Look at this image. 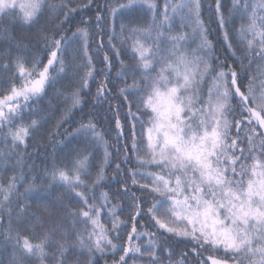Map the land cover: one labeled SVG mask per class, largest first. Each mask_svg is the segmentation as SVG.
Wrapping results in <instances>:
<instances>
[{"label": "snow or ice", "instance_id": "6c2138e0", "mask_svg": "<svg viewBox=\"0 0 264 264\" xmlns=\"http://www.w3.org/2000/svg\"><path fill=\"white\" fill-rule=\"evenodd\" d=\"M93 3L94 0H85L80 8L87 9ZM212 4L219 26L224 30L226 20L221 0H211L210 9ZM232 4L233 10L245 14L246 24H242L239 34L246 44L249 67L258 60L256 73L241 75L224 64L214 67L213 45L201 18L203 0H166L159 21L157 0H113L111 4L105 0L106 12L97 6L95 20L101 32L100 48L104 46L101 22L105 16L114 22L117 15L124 17L129 11L147 9L151 13V23L132 29V50L137 63L129 70L132 83L120 90L127 112L124 123L117 115L115 128L117 143L121 139L130 141V147L127 142L122 148L117 147L116 154L123 151L124 161H129L131 152L136 160L129 170L132 185L149 190L155 196L146 208L142 206L143 201L134 198V215L128 221L120 219L116 206L109 208L111 229L106 228L100 214L110 200L106 192L97 197L96 189L103 186L105 167L112 153L95 124L91 121L81 124L76 134L90 135L93 141L104 144L101 164L93 175L90 153L81 152L69 164L54 166L50 176L53 182L63 184L79 198L81 206L70 215L73 226L79 219L85 228L76 232V239L71 242L67 231H60L59 226L45 229L39 236L14 231L10 202L17 190V181L22 180L23 175H13L6 185L0 182V225L7 214L5 237L13 242L18 253L13 264H71L70 251L77 247L86 248L89 253L85 264H94V253L103 254L106 249L118 256L113 264H189L188 252L173 260L169 246L162 247L155 239L164 233L187 241L193 264H264V0H232ZM46 7V0H0V21L8 18L33 25ZM61 7L77 11L67 2ZM64 16L67 20L68 13ZM176 16L180 17L182 26L185 19L191 18L190 26L194 25L193 31L199 33L201 40L197 49H187V33H173L172 22ZM45 39L49 41L47 63L41 65L39 60H34L29 66L22 58L16 59L13 63L20 82L13 83L7 93L0 95V138L5 144L10 138L13 151L20 146L26 148L28 138L39 125L35 119L28 124H17V120H23L29 102L44 93L46 85L55 80L54 73L65 72L63 54L73 40L82 39L83 55L88 62L83 88L88 87V80L93 76L87 28H78L71 37L54 34ZM224 40L231 49L226 30ZM108 43L119 56L112 36ZM103 60L110 69L107 54ZM0 67L8 69L9 64L2 63ZM118 75H126L123 62ZM245 79L247 84L243 83ZM106 90L107 84L101 83L98 98L104 96ZM130 95L139 97L135 111ZM67 99L70 104L66 115L58 121L50 137L59 133L71 110L82 103L79 90ZM119 109L117 106V113ZM143 116H147V121ZM137 123L141 125L139 133ZM125 124L128 125L127 136ZM116 170H120L119 163ZM31 190V186L25 189ZM125 191H128L127 186ZM143 215L149 217L157 231L138 230L137 217ZM129 221L131 231L127 241L122 245L114 243L111 233L119 240L121 225ZM141 237H147L146 244L140 241ZM164 249H168L166 253ZM76 264L81 262L76 261Z\"/></svg>", "mask_w": 264, "mask_h": 264}, {"label": "trees", "instance_id": "16d2710c", "mask_svg": "<svg viewBox=\"0 0 264 264\" xmlns=\"http://www.w3.org/2000/svg\"><path fill=\"white\" fill-rule=\"evenodd\" d=\"M65 2L70 8H77V11L71 12L62 8L61 5ZM84 2L85 0H46L48 7L45 8L38 22L33 25H24L8 18L0 21V64H9L8 69L0 67V95L7 93L13 83L18 85L20 82L13 63L16 59L22 58L29 66L34 60H39L41 65L47 63L49 41L45 37L51 38L54 34L71 37L78 28H87L90 34L89 55L92 57L94 71L93 76L88 80V87H82L83 78L88 70V62L83 55V41L76 39L67 45V50L63 54L66 64L65 72L58 75L54 73L55 80L46 85L44 93L29 102V107L23 112V120L18 119L16 122L17 124H28L32 119L39 121L38 127L32 131L27 140L26 148L20 146L13 151L10 138L7 144L0 138V182L6 185L11 176L23 175L22 180L18 179L17 190L11 196L13 230L39 236L43 230L59 226L60 231H67L70 242L75 241L76 232H81L85 228L79 219L73 226V218L70 215L71 211L81 206V202L63 184L53 182L50 173L54 166L69 164L77 153L88 152L91 155L90 171L93 175L95 174L104 157V144L93 141L90 135L76 134L81 124H87L89 121L95 124L96 130L103 135L112 153L109 164L105 167L106 178L102 182L103 186L96 189L97 197L101 192H106L110 200L108 206L100 214V221L106 228L111 229L112 217L108 212L109 208L116 206L120 219L128 221L129 217L134 215L132 211L134 198L143 201L142 206L146 208L153 202L155 196L149 190L132 185L129 170L134 167L136 160L131 152L128 153L129 161H124L123 151L119 155L116 154L117 147L122 148L126 142L130 147V141L121 139L117 143L115 128L117 115L124 123L127 112V105L120 95V90L132 83L133 77L129 70L135 68L137 63L136 54L132 50L134 40L132 29L151 23V13L147 9L129 11L124 17L117 15L114 22L105 16L101 22L104 46L100 48L101 32L96 27L95 16L97 6L106 12L105 0H94L91 7L81 9L80 5ZM112 2L113 0H107L108 4ZM165 2L166 0H157L158 21L163 13ZM209 3L211 0H203L201 18L208 30L207 38L213 45L211 58L214 67L219 68L220 64H224L230 65L241 75L245 72L256 73L258 60H254L252 66L249 67L248 58L245 56L246 44L239 34L242 24H246L245 14L242 11L233 10L232 0H221L222 12L226 20L225 29L222 30L215 14V5L212 4L210 9ZM65 12L68 13L67 20L64 16ZM190 20L191 18L185 19L182 26L180 17L176 16L172 22L173 33H187L189 41L186 47L189 51L197 49L201 43L199 33L193 31L194 25L190 26ZM122 24L124 25L123 33L121 32ZM225 30L232 45L231 49L224 40ZM109 36H112V44L119 50V56H116L115 50L109 45ZM233 51L236 55H233ZM105 54L109 56L110 69L103 60ZM217 57H219L218 61ZM121 62H123L126 75H118L121 72ZM247 82V79L243 80L244 84ZM101 83L107 84V90L104 96L98 98L97 92ZM76 90L80 91L82 103L71 110V114L60 127L59 133L50 137L58 121L66 115V109L70 104L67 98ZM129 91L132 90L129 89ZM129 100L135 111L139 97L130 95ZM117 106H120L119 113L116 111ZM142 119L147 121V116H143ZM136 128L139 133L140 123H137ZM128 134V125L125 124V136ZM116 163L120 164L119 172L116 170ZM30 186L32 190L25 191ZM125 186H127V192ZM156 199L160 198L156 197ZM21 208L23 212L20 211ZM8 221L9 217L5 214L3 223L0 225V264H13L18 255L13 242L5 237ZM137 221L139 231H157L152 227V222L147 215L137 217ZM88 230H91L90 225H88ZM130 231V221L126 225H121L119 240L115 239V233H111L114 243L124 244ZM155 239L159 240L162 247L169 246L173 260H178L184 252H188L189 264H193V254L187 246V241L167 233L158 235ZM140 241L146 244L147 237H141ZM167 250L164 249V252L166 253ZM88 256L86 248L77 247L70 251L69 259L71 264H76V261L85 264ZM114 258L118 259V256L107 249L103 254L95 252L93 256L94 264H113Z\"/></svg>", "mask_w": 264, "mask_h": 264}, {"label": "rangeland", "instance_id": "374dc122", "mask_svg": "<svg viewBox=\"0 0 264 264\" xmlns=\"http://www.w3.org/2000/svg\"><path fill=\"white\" fill-rule=\"evenodd\" d=\"M189 40H188V38H187V41H186V43L188 42Z\"/></svg>", "mask_w": 264, "mask_h": 264}]
</instances>
